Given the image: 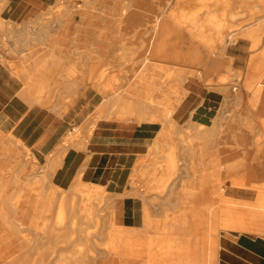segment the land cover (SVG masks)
Here are the masks:
<instances>
[{"label": "bare ground", "instance_id": "obj_1", "mask_svg": "<svg viewBox=\"0 0 264 264\" xmlns=\"http://www.w3.org/2000/svg\"><path fill=\"white\" fill-rule=\"evenodd\" d=\"M60 1L61 18L89 5L90 9L98 12L97 20L101 19V24L116 18L111 5L113 0ZM248 1L244 0L243 4L246 11H231L225 21L216 14L202 19L206 9L205 0H164L161 6L156 5L157 0H123L122 20L130 30L135 31L138 26L133 20L135 17H146L141 26L145 30L141 32L145 35L144 39L140 40L137 34L133 37L125 34L117 41L116 27L112 26L114 31L106 30L104 33L99 23L94 34L120 44L119 62L130 45L133 48L129 52L133 55L132 67L126 68L123 63L112 65L103 56L88 52H80L74 58L72 52L55 45L47 49L43 47L35 56L22 54L19 62L11 66L13 73L25 84L33 105L54 103L55 95L52 92L56 85L66 94L72 95L71 103L83 97V91H93L96 97L101 98L82 125L75 126L63 135L52 157L36 154L17 136L24 151V161L32 167L43 164L45 174L40 181L16 174L14 170H22L26 166L17 159L14 160V166H11V162L8 165L4 163L5 166L0 163V218L13 233L21 235L22 248L32 244L36 257L30 264H91L95 262V252L99 255L113 253L105 258L113 256L121 259L123 264H137L144 259V264H216L219 246L217 236L221 233L226 237L234 233L264 239V183L255 184L258 178L264 176V170H259L260 174H257L250 167L249 176L234 180L232 175L242 164L237 153L223 148L213 150L216 140L230 138L242 143L245 138L253 139L257 124L261 127V137L253 140L255 143L264 141V107L259 108L257 105L260 98L264 97V51L250 65L252 75L241 86L239 73L231 68V60H227L231 78L226 83L223 81L220 76L222 65L218 60L224 53L227 40L236 42L239 38L235 28L251 19L250 11L262 8L261 4ZM71 3L75 5L73 8ZM133 13L138 15H133L132 19ZM61 23L65 24L63 27L69 28L68 22ZM207 25L212 28L209 34L205 28ZM11 26L13 29L0 20V33H16L21 38L27 36L25 31L17 28V24ZM39 26L34 39L43 44L51 32L48 24L39 22ZM75 27L76 30L81 28L78 25ZM246 36L248 39L254 38L249 31ZM127 38H131V44H128ZM127 56L130 59L131 55ZM67 61L69 65L72 64L71 68H64ZM59 68L62 72L56 78L60 81H54L53 77ZM112 71L119 74L110 77ZM37 76L45 77L49 85L37 81ZM230 91L237 92L239 96L247 95L241 110H227L228 105L225 103L221 108L216 106L215 109H219L211 118L210 125L205 123L210 118L202 117L203 109L200 112L193 109L187 117L183 116L182 110H188L193 104L203 105L201 107L204 108L207 95L218 92L227 97ZM50 94L51 98H48ZM65 113L64 109L61 117ZM238 121L241 122L239 126L235 124ZM93 139L112 143L107 149L114 154L110 161L97 159L105 155L98 154L89 146ZM138 139H144L145 143H139ZM68 148L88 151L89 154L82 161L69 187H61V192L68 191L69 194L65 197L66 203L58 207L60 210L52 225L48 223L52 212L51 201L58 192L53 190L48 193L43 187H59L52 178ZM208 150L213 152L208 153ZM120 154H127L124 159L131 161L129 166L126 160L122 161ZM89 157L96 159L94 161ZM117 158L121 160L117 161ZM191 159L192 163L189 162ZM91 160L94 161L95 169L101 168L98 170L99 176L101 172L109 173L110 176V173L117 171H120V175L124 170L130 171L129 176L137 178L131 184L132 189L122 193L121 179H116L114 175L109 180L105 174L104 183L97 186L94 195L84 197L83 192L74 189L73 183L80 177L82 169L91 165ZM187 173L195 177L196 187L189 185L185 190L183 188L182 195L173 198L177 178L183 174L188 176ZM223 173H226V182L231 188L242 187L257 193L255 200L226 196L223 193V181L218 178ZM8 185L17 187L11 196L6 195ZM109 185L115 186L118 191L103 189ZM27 189L36 195L35 210L32 211L31 224L24 226L14 222L12 215L18 209L23 191ZM206 191L217 199V204H211L206 198V201L201 199L205 197L206 194H203ZM132 198L144 201L139 226L128 225L131 214L122 206L123 202ZM200 199L204 203L198 206L196 203ZM85 201L92 204H82ZM156 202L159 209L170 205L173 212L171 204L181 203V206L173 215L167 214L159 222L152 217L157 214L154 210ZM151 210L154 211L153 215ZM85 221L93 223L94 232L84 231L83 237L72 239L73 233L82 232L76 225H82ZM209 232L214 236L209 245H205L199 236ZM94 239L101 244H95ZM29 257V253L25 252L15 260L10 259L2 264H27ZM134 258H138L136 262Z\"/></svg>", "mask_w": 264, "mask_h": 264}, {"label": "rangeland", "instance_id": "obj_2", "mask_svg": "<svg viewBox=\"0 0 264 264\" xmlns=\"http://www.w3.org/2000/svg\"><path fill=\"white\" fill-rule=\"evenodd\" d=\"M122 1L123 0H113V3L111 5H112V9L114 8V15L116 18L109 19V20H107L108 22L101 24V22H100L101 19L99 21L97 20L99 17L98 12L90 9L89 8L90 5L86 8H81V9H77L75 11L69 12L68 14L64 15L63 18H61L60 17V15H61V9H60L61 1L60 0H43L42 4L37 5V6H36V4L32 5V6L27 5L25 2L22 5H20V4H18L17 0H14V1L13 0H0V20L4 21L10 29H13V26H11V25H13V23L17 24V28L19 30L25 31L26 32L25 34H27V36L25 38H21V36H19L16 33L9 34V35L8 34L5 35V34L0 33V66L3 69H6L7 71H9L13 77L17 78L20 81V83L23 84V91L26 90L25 84L23 83V81L20 79V77L18 75L13 73L11 66L14 63L19 62L18 60L21 59V57L23 56L22 54L35 56L41 49H43V47H44V49H45V47L47 49L51 45H57V47L62 48V49H63V47L65 48V45L63 42V39L65 38L63 26L65 24L62 25V23H61L62 21L68 22L67 26L69 28H68L67 33L70 34V37L72 36L73 31H74L73 29L76 25H78L79 27L86 30L87 27H97V24L99 23L100 25L104 24L105 29H109L111 31L115 30V28L112 27V26H115L116 27L115 33L118 35L117 41H119V39L121 40V36L122 35L125 36V34H126V36H130V37H133L134 35L137 34L138 38L139 39L141 38L140 40H143L145 35H142V33H144L145 30L141 26L144 25V21L146 20V17L145 16L139 17V16H137L138 14L133 13L132 19H133V15L137 16L133 20L137 22V24L140 28H138V26H137L139 31L137 30V28L135 29V31L137 33L133 30H130L129 26L126 25L122 20V17H123V2ZM163 2H164V0H157L156 5L161 6V5H163ZM223 4L227 7V9H228L227 12H224V11L221 13L213 12L214 9H217L218 7L220 8L221 5H223ZM243 4H244V2L241 3L240 7L233 8L232 7L233 3L231 0H227V1L205 0L206 9H205L204 17L202 15V19L206 18V17L208 18L209 15H211V14H216L226 21V17L229 13H231V11H239V12L246 11L243 8V6H244ZM258 4L262 5V8L260 10L264 9V0L263 1L260 0ZM70 5L72 8L75 6L74 3H71ZM174 9H176V8H174ZM256 12H259V11L257 9L250 11V13L252 14L251 19L249 21H245V22L241 23L240 25H238L235 28V34H237L239 37L237 40H239L240 38H243V39H247L251 42L250 49L247 50L249 52H248L247 56L242 60V64L241 65L240 64L234 65L233 64L234 63L233 57L230 55V52H232V51L226 50V47L228 45L232 46L235 43V41H233V39L227 40L226 46L224 49V53L222 54L221 58L218 59L220 64L222 65V68L220 71V76L223 78V81L225 83L228 82L231 78L229 75L228 67H227V65H228L227 60H231V68H233L235 72L239 73L238 81H239V85L241 86V84H243L244 80L250 78L252 75L250 65H253L254 62L260 58V55L264 51L263 50L259 54H256L257 48H259L261 46V42L263 40L264 24H263V27H259V28L246 27L242 30V27L247 26L248 24H250L251 21L254 20V16H255ZM81 16H82V18H81ZM39 22H43L45 24H48L49 30L51 32L50 35H48V36L46 34L48 40L44 41L43 44H40V42H37L34 39L35 35L37 34V31L40 29ZM108 25H111V26H108ZM205 28H206L208 34L212 32L211 26L207 25V26H205ZM248 31L253 34V37H254L253 39L247 38L246 34ZM8 36L9 37L11 36V37L9 38ZM91 37L93 38V35H91ZM130 39L127 38V41L129 40L128 44H131V42H132ZM89 41L92 42V40H89ZM88 45H89V42H88ZM70 46L72 49V45H70ZM67 47H69V46H67ZM129 48L130 49L128 51L126 50L125 56L122 58V59H124V58H126V59L125 60L121 59L119 62L120 44L117 43L113 49H109L111 52H115V55H113L107 59L110 60L109 62H111L112 65H117V64L123 63L124 67L130 68V66L132 65V62H133L132 61L133 55L131 53L129 54V52H131V49H133V48L130 45H129ZM127 55H129V56L131 55L129 57L130 59H128ZM248 55L250 57H248ZM123 61H125V62H123ZM66 63L67 64L64 68H68V67L71 68L72 64L69 65L68 61ZM127 63L129 65V67L127 66ZM61 72H62L61 68L57 69V72L55 73V75L53 77V78H55L54 81L55 80L60 81V79L58 77L61 74ZM118 74H119V72L117 73V71H112V74L110 75V77L113 75H118ZM56 76H58V77L56 78ZM35 78H37V81L39 80V82L43 83V85H45V86L49 85L48 81L46 80L45 77L37 76ZM230 92L231 93H229V94L231 96L228 94L227 97H224L223 93H218V92L211 93L213 95L214 94H220L219 102H218V99L216 98V100H217L216 106L221 108V107H223V105L225 103L226 106L228 105L226 107L227 110H231L234 108L237 109V111L241 110L242 104H244L247 100V95L245 96V94H244V95L239 96L237 92H234V91H230ZM82 93L84 94L83 97H79L78 99H76V101L74 103H71V102H73V100H72L73 98L70 96H67L65 94V92L61 90V88L59 86L56 85L53 92H52V94L55 95L54 96L55 98H53V101H57L59 103V106H60L56 111L54 110L56 112V115H58V117H61L62 111L64 109L66 110V113L63 114L62 116H66L71 110H73V108L75 107V105L77 103H78V105L79 104L82 105V107H81V110H82L81 119H79V122L77 124L71 123L69 129L66 131L65 134H68L70 131H72V129L75 126L82 125L84 123L85 119L90 114L93 113V111L95 110V106L98 103H100V101H101V98L96 97L95 93L93 91H89V92L86 91L85 93L83 91ZM235 95H237L239 97V99ZM88 99H89V101H88ZM224 101H226V102H224ZM54 104L55 103H51V104L49 103V104L43 105L44 107L43 106H38V107L41 109L49 110V109L53 108ZM237 104H240V105L237 106ZM257 105L259 106V108L264 107V97L260 98ZM215 108L208 115L204 116V118H206V119L210 118L209 120H207L205 122L206 125H210L211 124V118L214 115H216V113H217L216 111L219 108L218 109H215ZM185 111H186V109H183L182 114L184 117H187L188 114L185 113ZM82 121H83V123H82ZM202 121H204V119ZM235 124L237 126H239L241 124V122L238 121ZM255 127H256V130H255V135H253V137H254L253 139L256 140L259 137H261V135H260L261 127L258 124ZM227 139L229 140V142ZM253 139L245 138L242 140V143H237L235 140H232L230 138H226L225 141H224V139H222L223 141L222 140H216V143H217L216 146L217 147L215 146V149H213L214 151H216L218 149H222V148L229 150V151H235L237 153V158L239 159V162L242 163V164H239L240 166L238 169L240 170V168L241 167L243 168V166H244V168H243L244 170L241 169V170H243L242 172H240L241 170L240 171L238 170L232 175V178L234 180L246 178L251 173V169H254L255 173H257V174H260L259 170H262V169L264 170V141L260 140L258 143H255L254 142L255 140H253ZM226 141L228 143H225ZM69 149H73V148H68L67 151ZM57 150H58V146L47 157H52L56 153ZM213 150H208L207 152L211 153V152H213ZM112 157H114V156H112V155L106 156L105 155V156H102V157L97 158V159H101L102 162H108L112 159ZM16 159L20 163L26 164L24 169H22V170L17 169V171L14 170V172L16 174L21 175L22 178H27V176H28L29 178H34V179H37L40 181L44 177L43 174H45V170L42 167L43 164L34 165V167L27 164L24 161L25 160L24 151L22 150V146L19 145V143H18L17 136H15L14 133H10L9 131L3 130L1 128V124H0V163L5 166L4 163H6V165H8V163L11 162V166H14L16 164L14 160H16ZM89 159H93L95 161L96 158L89 157ZM191 160L189 162L192 163L193 160L192 161ZM94 161L91 160V165H89V167L87 166V167H84L82 169V172H80V175H79L80 177L78 178V180H76L73 183L74 189H76V191L79 190V191L83 192L84 197H87V195L88 196L94 195L95 191L97 190V186H100L104 183L103 182L104 177L99 182L98 181L97 182L90 181V178H91L93 172L95 171V168L93 166ZM250 167H251V169H249ZM12 172H13V170H12ZM129 173H130V171H129ZM112 174L113 173H110V175H112ZM190 174H188V176L186 174H183L177 178L176 185L173 187V192L175 190V192L173 194V198L178 197L179 195H182L184 190L189 185L192 187H196V185H195L196 179L192 175V173H190ZM224 174L226 175V173H223L220 177H218L219 179H222V181H223V185H222L223 189H224L223 193L228 197H235V198L245 199V200L251 201L250 190L242 189V187H239L237 189L231 188L229 182H226L227 178L225 177ZM114 175L117 176L116 179L121 178L120 171L114 172ZM136 179H137L136 177L128 176V178L126 180V184L125 183L121 184L120 188H122V190H123L122 193H127L130 189H132L131 184L134 181L136 182ZM214 183H216V182H214ZM259 183H264V176L258 178V180L255 182V184H258V185H259ZM143 184H145V183H143ZM47 186L45 187V185H44L43 188L45 190H47L48 193H51V191H53V190H56V192H58L56 197H54V199L51 201L52 202V212H51L49 220H48V223L53 225L56 222V214L60 210L58 207L60 206V204L64 205L66 203L65 197L68 196L69 192L68 191L61 192L60 190L62 188L60 186L59 187H56L54 185L53 186L51 185L49 187H47ZM16 188L17 187L15 185H8L6 187V195L7 196L13 195L15 193ZM183 188H184V190H183ZM103 189L104 190L112 189L114 191L115 190L118 191V188H116L113 185L104 186ZM177 193H178V195H177ZM242 193H244L245 195H242ZM175 194H176V196H175ZM32 195H34L36 197V195L34 193ZM203 195H205V197L202 196L201 199H203L204 201H206V199H208V201L211 204H217L218 203L217 199L216 198L214 199L213 198L214 196L209 191H206ZM130 200L131 201L134 200L136 202V207L139 208L140 212H141V208L143 206L144 201H142L141 198H138V199L132 198ZM200 200L198 203H196V205L199 206V203H200V205L204 203L203 200H201V201ZM141 203H142V205H141ZM82 204L90 205L92 203L85 201ZM157 204L158 203L156 202V205ZM178 204H179V206H178ZM171 205H172V208L174 209V212L171 209L170 205L169 206L166 205L165 207H163V210L159 209L158 208L159 206L157 205L154 208L155 214L157 213L156 215H153L154 211H152L153 210L152 209L151 214L153 215L152 217L154 218V220L160 222V221L164 220V217L167 214L173 215L177 211L178 207L181 206V203H176L175 205L173 203ZM158 209L160 211H158ZM15 213H16V211H15ZM104 213L105 212H103V214ZM158 214L160 216H158ZM13 215H12V217H13ZM140 215H141V213H140ZM65 221L67 222V220H65ZM139 225H140V221L136 220V226H139ZM76 226H77V228L81 229L82 232H81V234L73 233V235L71 236L72 239H79V237H83L84 231H85V233L89 232L92 234L95 230L93 223H91L89 221H85V223H83L82 225L77 224ZM231 235L237 236V234H234V233H232ZM213 236L214 235L209 232V233H205V235H203V236L201 234V236H199L201 239L200 238L199 239L203 244L209 245ZM221 237L232 239V237H226L223 233H221L220 235L217 236L218 241ZM94 241H95V244H97V245L101 244V242L96 241L95 239H94ZM77 242L79 243V241H77ZM17 244H18L17 250L15 249L13 255L9 259L5 260L2 263H6L10 259H11V261H13L25 252L29 253V255H30L29 262L27 264H30V261L36 257L35 256L36 251L32 250V244L31 243H29L28 247H24V248H22V245L19 241ZM218 251H219V246H218ZM109 255H114V254L110 253V254H105V255H99L98 252H95V262H93L91 264H97L100 260L104 259L106 256H109ZM134 259H135L134 261L136 262V259H138V258H134ZM145 260L146 259H144L143 261L137 262V264H144ZM119 262H121L120 264H123L121 259H119ZM2 263H0V264H2ZM217 263H218V260H217ZM258 264H264V262L261 259H259Z\"/></svg>", "mask_w": 264, "mask_h": 264}, {"label": "crops", "instance_id": "obj_3", "mask_svg": "<svg viewBox=\"0 0 264 264\" xmlns=\"http://www.w3.org/2000/svg\"><path fill=\"white\" fill-rule=\"evenodd\" d=\"M14 1V0H13ZM18 4L22 5L24 2L27 5H40L43 0H17ZM227 1V0H223ZM233 8L241 6L244 0H231ZM260 0H250L249 3H259ZM227 7L223 4L221 7L214 9L213 12L221 13L227 12ZM254 16V20L250 22L247 26L242 27V30L246 27L259 28L263 27L264 24V9L258 10ZM111 26V25H108ZM64 28L65 38L63 39L65 48L63 50H69L73 53L75 58L80 52H88L89 54L101 55L105 59L110 58L115 55V52H111L109 49H113L116 45L113 41L108 39L98 38L94 34V29L97 27H87V29L80 28L74 31L72 36L67 33L68 29ZM103 32H107L105 26L102 25ZM110 32H112L110 30ZM111 34V33H109ZM93 35V38L91 37ZM89 40H92L90 42ZM89 42V45H88ZM72 45V49L71 46ZM88 45V46H87ZM57 46V45H55ZM69 46V47H67ZM251 42L247 39L240 38L232 46L228 45L226 47L227 51L233 57L234 65H241L242 60L247 56V50L250 49ZM264 50V32L263 40L261 46L257 48L256 54H259ZM250 55V54H249ZM248 55V57H250ZM69 63V62H68ZM67 64V63H66ZM21 79V78H20ZM22 80V79H21ZM23 91V84L13 77L9 71L3 69L0 66V124L3 130L9 131L10 133H15L16 136L20 137L25 141L26 145L30 147L36 154L42 157L49 156L53 150L59 145L63 135L69 129L71 123L77 124L79 119H81L82 110L81 105L78 103L75 105L73 110H71L66 116L58 117L56 115V110L60 107L57 101H54L53 108L46 110L41 109L36 105L32 104L31 96L28 95V90ZM66 94V92H65ZM72 97L71 94H66ZM51 98V94L48 96ZM220 100V94H209L204 99L206 105L204 108L199 104L191 105L188 112L189 115L192 111L200 112L201 109L204 110L202 117L208 115L216 107L217 100ZM199 105V106H198ZM194 109V110H193ZM55 110V111H54ZM207 112V113H206ZM81 113V114H80ZM32 118V119H31ZM79 118V119H78ZM29 132V133H28ZM65 132V133H64ZM61 137V138H60ZM60 138V141H59ZM134 140H137L134 138ZM139 140V139H138ZM92 140L89 146L96 150L98 154L103 155H114L108 152L107 149L111 147V142L109 144L103 139ZM34 142V143H33ZM145 143L144 139L139 140V143ZM33 145V146H32ZM143 146V145H142ZM102 150V152L99 151ZM82 152L79 150L69 149L66 151L65 156L62 160L61 166L55 172L52 181L54 184L66 188L69 187L72 179L75 178L78 169L81 167L83 162L86 160L89 152ZM122 156V161H125L129 166L130 160L124 159L127 154H120ZM118 159L117 161H120ZM128 160V161H127ZM83 161V162H82ZM98 170L100 167H96L93 172L90 181L99 182L105 172H101L99 176ZM109 174V173H108ZM106 174L107 176H109ZM114 173L109 176V180L112 179ZM129 176V171L124 170L121 175L122 183L126 184V180ZM33 192L30 190H24L20 201L18 203V209L13 215L12 220L16 223H20L24 226H29L32 221V211L35 210V196L32 195ZM251 201H254L257 197V193L250 191ZM123 209H127L131 214V220L129 226H136V220H140V209L136 207V202L133 200H127L123 202ZM131 211V212H130ZM232 239L221 237L219 239V251H218V263L217 264H258V260L261 259L264 262V239L259 237H253L249 235H237L231 236ZM237 237V238H236ZM18 241L20 240V235L13 233L7 226V224L0 218V263L9 259L14 250L18 248ZM17 244V245H16ZM97 264H120L119 260L113 256L104 258L100 260Z\"/></svg>", "mask_w": 264, "mask_h": 264}]
</instances>
